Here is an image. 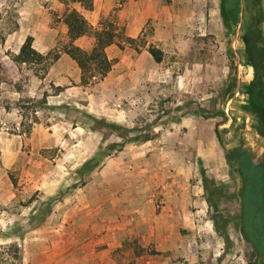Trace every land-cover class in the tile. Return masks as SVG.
Listing matches in <instances>:
<instances>
[{"label": "rangeland", "instance_id": "374dc122", "mask_svg": "<svg viewBox=\"0 0 264 264\" xmlns=\"http://www.w3.org/2000/svg\"><path fill=\"white\" fill-rule=\"evenodd\" d=\"M31 1L33 5L40 2L45 8L38 12L36 20L41 34L46 33L44 30L52 33L47 48L49 59L42 64H18L10 50L0 52V260L7 257L3 264H19L11 245L18 246L22 264H63L56 241L59 227L70 235L73 199L79 189L92 178L106 177L102 171L109 162L129 160L128 169L136 172L138 161L143 158L142 153L137 154L142 152L137 147L148 141L142 138L151 137L149 142H153L173 120L188 115L199 121L201 129L213 128L216 147L209 148L210 153L192 148L173 153L176 167L168 174L176 185L182 184L178 170L179 166L185 167L186 180L201 189L200 202L193 208H203L209 215L213 208L206 202L205 187L215 193L212 201L228 218L231 245H224L223 253H233L238 264H248L251 251L237 230L238 204L232 198L236 183L227 174L214 133L217 128L226 139L241 134L255 156L263 151L264 141L255 131L256 117L247 93L253 76L247 81L240 71L243 64L250 65L242 39L250 20L244 0L238 2L235 23L223 22L220 0H209L208 8L198 2L200 9L192 4L181 10L174 4L169 10L171 30L187 41L183 52L169 54L157 64L144 58L138 60L147 72L155 67L152 81L146 73L130 77V62L126 65L114 59L113 72L89 84L80 83L78 69H73L69 61L57 67L56 60H50L64 50L65 33L60 36L61 26L75 0ZM22 4L23 0H0L3 29L19 28L23 22ZM258 11L264 36V0ZM117 13L113 7L100 15L98 22L109 14V19L118 18ZM119 21L116 27L124 28ZM98 22L95 28L99 27ZM26 30L22 26L18 36ZM92 42V37L84 36L77 45L89 50ZM120 42L116 44L120 46ZM46 44L39 37L35 47L40 49ZM251 49L260 63L254 47ZM260 65L264 73V63ZM61 68L67 74L55 75L54 69ZM165 69H169L167 74ZM158 140L156 148L149 147L152 152H161ZM204 178L208 179L206 184ZM27 224L35 228L24 232ZM22 232V238L10 236ZM227 257L233 260L232 256Z\"/></svg>", "mask_w": 264, "mask_h": 264}, {"label": "crops", "instance_id": "0c3cea01", "mask_svg": "<svg viewBox=\"0 0 264 264\" xmlns=\"http://www.w3.org/2000/svg\"><path fill=\"white\" fill-rule=\"evenodd\" d=\"M198 2H203V8H208L209 0H122L120 3L118 0H92V9L84 10L75 0L72 9L79 11L95 28L99 16L116 7L118 18L124 25V35L134 42L129 45L121 41L120 46L112 44L105 53L110 60L119 59L126 65L130 62L127 68L130 77L146 73L152 81L155 67L147 72L137 63L138 60L144 58L157 64L147 50L150 46L162 52V59L174 52H183L187 41L183 35L177 36L172 32L169 10L174 4H178L181 10L190 8L192 4L200 9ZM22 5L20 16L23 22L19 28L3 29L0 23V52L10 50L12 54H18L26 37L30 36L32 47L45 55L48 45H51L52 33L44 30L46 33L41 34L36 20L38 12L45 10L44 5L40 2L33 5L31 0H23ZM24 25L27 30L20 37L17 33ZM65 31V24H62L60 36ZM48 34L50 37L45 38ZM39 37L48 44L37 49L35 42ZM83 37L73 43L77 45ZM2 57L9 59L6 55ZM68 61L72 68L76 66L63 51L58 55L55 66ZM240 71L245 80L251 79V65L243 64ZM164 72L167 74L169 69ZM54 73L58 76L67 74V71L54 69ZM198 122L194 116L179 117L153 142L148 140L137 147L142 151L137 154L142 153L143 158L138 161L136 172L128 169L129 160L109 162L102 171L106 177L92 178L79 189L73 199L70 235L59 227L61 232L56 241L59 260H65V263L61 261L63 264H238L239 259L233 253H223L224 244L211 215L203 208H193L200 202L201 189L186 180L187 169L179 166L178 174L183 179L179 185L168 174L171 168L176 167L173 166V153H185L189 148L199 153H210L209 148L215 149L217 142L213 128L206 126L201 129ZM157 140L161 142V152H152L149 147L156 148Z\"/></svg>", "mask_w": 264, "mask_h": 264}, {"label": "trees", "instance_id": "16d2710c", "mask_svg": "<svg viewBox=\"0 0 264 264\" xmlns=\"http://www.w3.org/2000/svg\"><path fill=\"white\" fill-rule=\"evenodd\" d=\"M76 1L80 2L84 10L92 9V0ZM260 1L244 0L245 9L249 13L250 20L242 39L249 55V64L254 71L253 79L251 77L252 81L247 89L248 100L256 117L255 131L264 141V73L260 65V63H264V36L258 11ZM238 2L239 0H220V13L223 22L227 20L237 22ZM108 17H110V14L107 17H100L99 28L97 29L90 25L83 15L75 9H71L64 16L66 31L63 36L65 41L63 51L76 64L81 84H89L102 79L112 70L114 60L108 59L105 53L108 46L120 42V40L129 45L134 42V39L124 35L122 27L120 29L116 27L119 24L116 17L113 19ZM82 36L92 37L93 42L89 50H84L73 43ZM252 46L254 47V53L262 60L260 63H258L256 57H253ZM147 50L155 62L162 61L163 54L159 49L150 46ZM49 56L50 52L43 55L36 51L32 47L31 37L28 36L21 45L18 54L14 56V61L18 64H42L49 59ZM57 57L58 54H55L50 60L54 61ZM177 121L178 119L173 120V122ZM117 132L121 134V131L117 130ZM214 133L222 149L227 165V174L236 183L232 198L238 204L236 214L237 230L251 251L252 260L248 264H264V143L263 151L257 157L241 134L234 135L235 138L226 139L220 136L217 128L214 129ZM142 139L149 140L151 137L144 136ZM87 164L88 161L83 164V168ZM207 180L204 178L205 184ZM205 193L207 196L206 202L213 208L211 218L214 221L215 230L222 238L223 244L229 247L231 243L227 235L228 218L222 216V211L218 209L217 202L212 201L215 193L207 187H205ZM44 218H41L39 222L43 221ZM31 220L32 217L29 222ZM28 224L24 228V232L35 228V226L31 227ZM22 235L23 232L19 234L12 233L10 236L22 238ZM11 247L14 249L17 262L22 264L18 246L11 245ZM5 261H7V257H2L0 264Z\"/></svg>", "mask_w": 264, "mask_h": 264}]
</instances>
